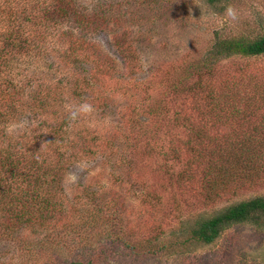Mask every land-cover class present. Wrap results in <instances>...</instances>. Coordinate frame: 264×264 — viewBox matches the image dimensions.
Here are the masks:
<instances>
[{"label":"rangeland","instance_id":"rangeland-1","mask_svg":"<svg viewBox=\"0 0 264 264\" xmlns=\"http://www.w3.org/2000/svg\"><path fill=\"white\" fill-rule=\"evenodd\" d=\"M73 2L84 14L110 5L108 33L81 50L90 57L93 46L104 70L89 89L43 107L64 138L51 161L64 166L50 187L49 206L58 205L43 229L22 223L0 236V264H264V218L232 224L209 245L185 242L184 231L264 199V53L212 49L263 36L264 0ZM118 42L130 47L124 58ZM76 66L78 76L92 71ZM85 103L93 111L72 119ZM33 119L13 118L5 133L15 142Z\"/></svg>","mask_w":264,"mask_h":264},{"label":"trees","instance_id":"trees-1","mask_svg":"<svg viewBox=\"0 0 264 264\" xmlns=\"http://www.w3.org/2000/svg\"><path fill=\"white\" fill-rule=\"evenodd\" d=\"M73 1L0 0V236L6 238L13 233L15 225L22 223L32 225L37 221L43 229L47 212L58 205L52 202L49 206L50 187L57 186L54 180H58L61 173L58 170L64 166L53 167L51 161L64 138L59 128L53 126L52 115L44 112L43 107L58 106L62 96L89 89L90 75L104 70L93 46L90 57L82 55L81 50L89 46L88 38L92 35L107 32L106 12L110 5L96 4L91 13L84 14ZM115 48L123 58L129 54L130 47L122 42ZM212 49L214 54L226 57L258 56L264 53V35L253 40L220 41ZM213 53L210 52L211 56ZM82 62L91 65L92 71L88 69L80 76L70 71V67L77 68ZM16 117L21 121L34 117L30 124H36L38 129L25 125L14 142V136L7 135L5 129ZM24 130H29L27 138ZM73 154L69 151V157ZM15 157L19 160L18 167ZM7 214L8 220L19 219L11 225L5 222ZM261 218H264L263 198L243 201L209 218L194 220L184 229L189 235L185 242L209 245L232 224H259Z\"/></svg>","mask_w":264,"mask_h":264},{"label":"clouds","instance_id":"clouds-1","mask_svg":"<svg viewBox=\"0 0 264 264\" xmlns=\"http://www.w3.org/2000/svg\"><path fill=\"white\" fill-rule=\"evenodd\" d=\"M226 14L228 17L232 18L233 20L236 19V12L232 7H229L226 10ZM92 111H93L92 106L90 104L85 103L80 105L79 108H77L75 111L71 112V118L76 119L78 113H90Z\"/></svg>","mask_w":264,"mask_h":264}]
</instances>
